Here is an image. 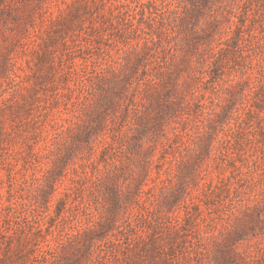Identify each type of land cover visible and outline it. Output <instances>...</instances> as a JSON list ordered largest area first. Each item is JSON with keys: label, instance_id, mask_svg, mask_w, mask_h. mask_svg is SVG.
<instances>
[{"label": "rangeland", "instance_id": "obj_1", "mask_svg": "<svg viewBox=\"0 0 264 264\" xmlns=\"http://www.w3.org/2000/svg\"><path fill=\"white\" fill-rule=\"evenodd\" d=\"M0 264H264V0H0Z\"/></svg>", "mask_w": 264, "mask_h": 264}]
</instances>
